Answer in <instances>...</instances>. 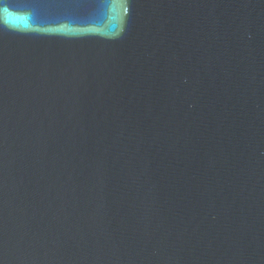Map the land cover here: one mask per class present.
I'll return each mask as SVG.
<instances>
[{
	"label": "water",
	"instance_id": "water-1",
	"mask_svg": "<svg viewBox=\"0 0 264 264\" xmlns=\"http://www.w3.org/2000/svg\"><path fill=\"white\" fill-rule=\"evenodd\" d=\"M0 264H264V0H0Z\"/></svg>",
	"mask_w": 264,
	"mask_h": 264
}]
</instances>
